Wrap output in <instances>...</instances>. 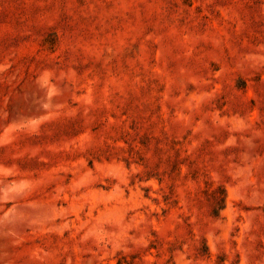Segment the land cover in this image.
Instances as JSON below:
<instances>
[{"label":"rangeland","instance_id":"rangeland-1","mask_svg":"<svg viewBox=\"0 0 264 264\" xmlns=\"http://www.w3.org/2000/svg\"><path fill=\"white\" fill-rule=\"evenodd\" d=\"M0 264H264V0H0Z\"/></svg>","mask_w":264,"mask_h":264}]
</instances>
